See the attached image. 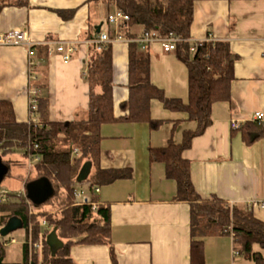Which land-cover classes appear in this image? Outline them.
Wrapping results in <instances>:
<instances>
[{
  "label": "crops",
  "instance_id": "0c3cea01",
  "mask_svg": "<svg viewBox=\"0 0 264 264\" xmlns=\"http://www.w3.org/2000/svg\"><path fill=\"white\" fill-rule=\"evenodd\" d=\"M103 6L87 0H28L27 7L1 10L0 33L23 29L31 44L29 49L0 46V101L10 103L17 122L37 121V111L29 110L33 97L36 102L47 98L50 122L86 118L89 33L95 27L114 32L106 18L105 25L101 21L103 13L108 15ZM60 11L74 14L64 20L57 15ZM189 40L226 43L234 58L229 101L212 106L211 124L181 153L189 164L190 182L202 200L216 197L264 221V206L259 205L264 203V138L248 146L240 130L255 113L264 114V0H194ZM58 43L75 44L68 62L56 52ZM111 46L117 117L128 95V44ZM148 56L151 84L167 98L186 103L187 71L174 52L164 53L154 43ZM150 118L161 125L153 130L140 123L100 127V168L130 169L131 174L99 187L96 201L109 206L117 264H190L189 206L174 201L176 183L166 177L163 163L149 162L148 149L164 147L169 140L180 143L182 131L194 124L186 114L165 110L157 100L150 101ZM231 122L237 128L232 129ZM203 243L204 264H229V258L232 262L231 235L215 231ZM208 245L213 246L214 261L208 257ZM70 256L76 264H112L108 247L101 245H74Z\"/></svg>",
  "mask_w": 264,
  "mask_h": 264
},
{
  "label": "trees",
  "instance_id": "16d2710c",
  "mask_svg": "<svg viewBox=\"0 0 264 264\" xmlns=\"http://www.w3.org/2000/svg\"><path fill=\"white\" fill-rule=\"evenodd\" d=\"M101 2L109 15L113 8L128 16L121 27L128 39H137L144 33L158 36L172 35L182 42L175 45L174 54L187 71V102L167 98L162 90L150 82L148 51H139L135 43L127 48V100L119 106L121 115L115 116L112 98V46L101 51L90 50L86 81L89 86L87 116L83 120L50 122L47 119V98H37V121L17 122L8 101H0V163L6 167L0 183L9 177L10 161L7 155L19 153L30 160L34 179L45 178L53 195L42 205L34 206L25 195L6 194L0 199V229L11 219L20 222L25 231L18 263L4 260L5 237L0 235V264H76L70 249L79 246H106L110 261L117 264L111 244L110 211L108 205L98 204L95 189L130 176V169L100 168V127L105 124H146L157 129L161 121L150 118V101L157 100L165 110L187 115L193 129H184L178 144L169 140L164 147L149 148L150 163L164 164L166 177L176 183L174 201L189 206L190 264H204L203 239L218 231L231 235L232 250L238 256L264 264L261 253L253 245L264 248V221L256 219L251 211L229 206L216 197L202 200L195 192L189 177V164L181 153L190 147L194 137L201 135L211 124V109L215 103L230 99L234 58L228 44L222 42H197L191 44L190 26L193 20L194 0H87ZM28 0H0V12L5 7L22 8ZM73 11H60L64 20L72 18ZM90 38H95V30ZM135 29L139 30L138 32ZM109 35L111 34L108 32ZM242 140L251 145L264 138V125L255 121L240 128ZM77 154H73V150ZM93 169L92 174L89 170ZM32 180H29L30 182ZM26 182V184L28 183ZM25 184V185H26ZM76 185H85L88 202L77 205ZM92 203L97 204L92 210ZM47 205V208H44ZM42 222L46 226H42ZM55 229L62 247L53 255L46 244V236ZM37 244V249L30 245ZM38 249L40 253H38Z\"/></svg>",
  "mask_w": 264,
  "mask_h": 264
},
{
  "label": "built area",
  "instance_id": "2783aa9c",
  "mask_svg": "<svg viewBox=\"0 0 264 264\" xmlns=\"http://www.w3.org/2000/svg\"><path fill=\"white\" fill-rule=\"evenodd\" d=\"M128 21V16L123 14L122 12L118 10H114L112 13L107 15L106 17V22L114 27V32L112 35H109L108 33L105 32H99L96 34L95 38L90 40V45L95 48L96 51H101V49L105 45H112L117 42H125L127 44L129 43H135L140 46L141 51H148L149 47L157 43L160 47L162 52L164 53H171L174 52L175 50V45L179 42H182V39H179L177 37H174L172 35H169L167 37H161L158 36L155 32L153 33H144L141 37L137 39H128V38H123V35L121 34V27L124 23ZM209 41V40H205ZM189 43L194 44L197 42H190ZM0 46H12V47H28V49L31 47V44L29 42L28 35L25 30L23 29H13L4 33H0ZM56 52L61 56L62 60L64 62H68L72 54L75 52V44L74 43H58L56 47ZM29 110L30 112H35L37 111V104H36V99L33 97L30 102H29ZM251 121H255L258 123H261L264 125V114L262 112H257L255 113ZM33 122H36L34 120ZM232 129L237 128V125L235 122H231L230 124ZM73 154H77V150H73ZM39 160L38 156H34L30 159V163L37 162ZM95 193H98V189L94 190ZM25 195V194H24ZM76 198H79L80 196H84L83 199H81L77 205L86 203L88 202V198L84 195L83 192H80V194L75 193L74 194ZM5 196L1 197L0 199H4ZM260 207L264 206V203L259 204ZM97 207V204L92 203L91 208L92 210H95ZM42 226H46L45 222H42ZM5 246V242H4ZM32 249H37L38 245L33 244L30 245ZM233 255H237L236 252L232 251Z\"/></svg>",
  "mask_w": 264,
  "mask_h": 264
},
{
  "label": "rangeland",
  "instance_id": "374dc122",
  "mask_svg": "<svg viewBox=\"0 0 264 264\" xmlns=\"http://www.w3.org/2000/svg\"><path fill=\"white\" fill-rule=\"evenodd\" d=\"M97 4L103 5L101 2H97ZM96 7L95 4H92L91 8ZM104 7V6H103ZM102 20H105L106 15L103 13L101 16ZM106 22L103 21V25H105ZM105 27V26H104ZM4 161H10L12 165L10 166L9 171V177L5 178L0 183V198L5 196L6 194H15V195H24V186L26 182L29 180H33L34 173L32 170L33 162L30 163V160L24 159L21 157L19 153H14L7 155L3 158ZM93 172V169L89 170V174L91 175ZM33 178V179H32ZM75 191L77 194H80V191L86 192V196H88V190L85 185L79 186L76 185ZM84 196H80L78 199H83ZM44 208H47V205H44ZM25 231L23 228H16L12 230L6 237V244L4 246V260L6 262H18L21 260V247L22 244L25 242ZM13 239V241L11 240ZM38 253H40V250L38 249ZM253 251H257L261 253V255L264 257V248L259 247L258 245H253ZM207 252L208 257L210 258V261H214V250L213 246H207ZM232 254V262L229 258V264H253V261L247 260L244 257L233 255ZM231 257V256H230Z\"/></svg>",
  "mask_w": 264,
  "mask_h": 264
},
{
  "label": "water",
  "instance_id": "95a60500",
  "mask_svg": "<svg viewBox=\"0 0 264 264\" xmlns=\"http://www.w3.org/2000/svg\"><path fill=\"white\" fill-rule=\"evenodd\" d=\"M99 31V28L96 29V34H98ZM5 172L6 167L0 163V180ZM24 191L26 199L34 206L44 204L53 195L52 186L45 178H38L28 182L24 186ZM19 226L20 222L18 220L11 219L6 226L0 229V235L6 237L12 230ZM46 244L52 255L62 247V242L57 238L55 229L46 236Z\"/></svg>",
  "mask_w": 264,
  "mask_h": 264
}]
</instances>
